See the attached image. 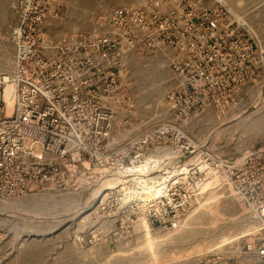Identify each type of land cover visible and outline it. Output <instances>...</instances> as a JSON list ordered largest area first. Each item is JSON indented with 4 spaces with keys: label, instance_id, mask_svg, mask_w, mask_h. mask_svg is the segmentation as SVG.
Here are the masks:
<instances>
[{
    "label": "built area",
    "instance_id": "obj_1",
    "mask_svg": "<svg viewBox=\"0 0 264 264\" xmlns=\"http://www.w3.org/2000/svg\"><path fill=\"white\" fill-rule=\"evenodd\" d=\"M151 2L112 10L105 34L50 44L42 31L46 0L19 1L10 33L14 64L0 71V201L88 193L95 212L124 209L132 212L127 225L171 233L192 192L214 182L242 203L250 223L179 264H264V142L226 157L195 155L174 125L116 141L132 115L125 61L131 51L165 49L174 78L165 102L178 119L236 106L241 90L264 76V49L221 2ZM168 5L175 6L166 8L172 22L163 33L159 15ZM144 11L155 23L145 22ZM168 142L185 144L187 155L162 173L152 152ZM189 180L180 194L176 186ZM140 212L143 221L134 214Z\"/></svg>",
    "mask_w": 264,
    "mask_h": 264
},
{
    "label": "rangeland",
    "instance_id": "obj_2",
    "mask_svg": "<svg viewBox=\"0 0 264 264\" xmlns=\"http://www.w3.org/2000/svg\"><path fill=\"white\" fill-rule=\"evenodd\" d=\"M19 1L0 0V71H8L14 64L10 33L17 21ZM151 1L46 0L44 38L54 44L76 41L94 30L105 34L112 10L141 8ZM217 1L246 25L264 49V0H203V6L212 7ZM171 6L175 5L161 8L163 33L170 31L172 20L165 11ZM152 15L144 11L145 22L155 23ZM125 61L133 107L124 127L127 133L119 130L116 141L160 125H174L194 143L195 155L205 151L226 157L264 142V76L241 90L236 106L224 111L210 108L178 119L165 102V94L174 83L165 49L131 51ZM166 145L168 148L151 151L160 161L162 173L175 168L187 155L181 151L185 146L182 142ZM187 183L176 186L180 194L191 188V181ZM202 187L201 193L192 192L189 210L171 233L158 226L145 230L141 224L127 225L132 212L124 209L114 216L95 212L88 207V193L40 194L47 196L46 203L55 200L57 204L46 208L43 203L27 202L0 210V264H179L219 240L241 235L250 223L242 203L228 188L214 182ZM75 210L78 215L71 219L76 212L70 211ZM134 214L144 220L141 212Z\"/></svg>",
    "mask_w": 264,
    "mask_h": 264
},
{
    "label": "bare ground",
    "instance_id": "obj_3",
    "mask_svg": "<svg viewBox=\"0 0 264 264\" xmlns=\"http://www.w3.org/2000/svg\"><path fill=\"white\" fill-rule=\"evenodd\" d=\"M245 117V116H244ZM47 198V196L45 197L44 195H34V196H29V197H25L24 199H22V200H20L19 199V203L18 202H15V204L13 203V204H10V203H8V202H3V201H1L0 202V210H4V212H5V209L7 208V209H9V208H14V207H16V206H19V204L20 203H27V202H36L37 203V205L38 204H41V203H43V204H45L46 205V208L49 206V205H56L57 204V201H55V200H51V202H49V203H46L47 202V200H49L48 198ZM32 204V203H31ZM20 207V206H19ZM76 212V213H75ZM79 212V211H78ZM78 212H77V210H75L74 212H72V211H70V213H75L73 216H71V219H74L77 215H78ZM69 213V212H68Z\"/></svg>",
    "mask_w": 264,
    "mask_h": 264
}]
</instances>
